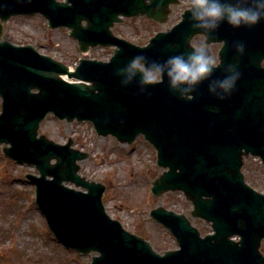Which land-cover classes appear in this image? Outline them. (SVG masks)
<instances>
[{
    "label": "water",
    "instance_id": "1",
    "mask_svg": "<svg viewBox=\"0 0 264 264\" xmlns=\"http://www.w3.org/2000/svg\"><path fill=\"white\" fill-rule=\"evenodd\" d=\"M173 4L180 2L0 0V144L8 145L3 148L8 158L38 171L39 176L25 178L35 187V202L50 231L67 248L97 253L91 264H264L259 251L264 194L247 185L241 172L244 157L258 156L264 165V75L247 77L246 59L231 55L236 42H243L245 49L259 44L262 22L239 29L221 24L204 35L207 44L224 42L222 63L213 77L230 63L242 73L223 101L208 94L207 81L189 100L170 91L166 81L140 92L135 82L122 87L115 75L139 52L149 61H163L193 48L192 38L202 33L192 28L190 8L178 24L156 33L145 46L111 30L123 18L139 16L163 24ZM33 14H40L52 30L67 28L80 52L105 47L113 55L107 62L79 59L72 71L31 45L15 46L4 39L8 19ZM212 106L218 111L212 112ZM50 114L67 123L90 122L98 136H112L121 144L143 136L164 170L152 183V194L182 192L192 203L190 215L210 224L214 234L202 238L184 215L158 207L150 216L172 233L179 250L156 253L109 217L102 201L104 185L78 174V162L88 155L73 149L71 138L58 144L38 134ZM233 236L239 240H230Z\"/></svg>",
    "mask_w": 264,
    "mask_h": 264
},
{
    "label": "rangeland",
    "instance_id": "2",
    "mask_svg": "<svg viewBox=\"0 0 264 264\" xmlns=\"http://www.w3.org/2000/svg\"><path fill=\"white\" fill-rule=\"evenodd\" d=\"M180 1V5L171 6L165 24L145 17L125 18L112 27V32L134 45L144 46L157 32L166 31L180 20L191 0ZM4 39L16 46L32 45L38 53L70 67L79 59L106 62L113 54L112 48L101 47L81 53L68 29L51 30L38 14L10 18L4 23ZM199 43L200 37L191 42L193 46ZM211 45L209 53L216 56L217 46ZM39 134L58 144L71 138L72 147L88 155L79 162V175L104 185L106 213L128 232L144 238L156 253L177 249L172 235L149 216L150 210L157 207L185 215L202 236L210 232L209 225L189 215L192 205L182 193L167 192L158 197L151 194V183L163 170L156 166L155 150L142 137L129 145L120 144L111 136H98L89 122L67 123L53 116L41 122ZM3 146L0 145V264H90L96 253L79 255L55 241L34 204V187L24 179L26 174L38 175L37 171L32 166L10 160L8 163L1 153ZM243 174L248 185L264 192V167L258 161L247 158ZM68 186L74 188L72 184Z\"/></svg>",
    "mask_w": 264,
    "mask_h": 264
},
{
    "label": "clouds",
    "instance_id": "3",
    "mask_svg": "<svg viewBox=\"0 0 264 264\" xmlns=\"http://www.w3.org/2000/svg\"><path fill=\"white\" fill-rule=\"evenodd\" d=\"M192 28L203 35L214 33L221 24L233 29L251 28L264 22V0H191L189 11ZM237 54H243L245 44L236 42ZM222 61L210 55L207 43L196 44L187 53H176L163 61L151 60L139 52L115 71L122 87L135 82L140 92L166 81L168 88L181 99H194L197 87L207 81L208 94L217 101L229 97L241 77L238 65L224 66L222 75L213 77ZM218 111L216 106L210 109Z\"/></svg>",
    "mask_w": 264,
    "mask_h": 264
},
{
    "label": "flooded vegetation",
    "instance_id": "4",
    "mask_svg": "<svg viewBox=\"0 0 264 264\" xmlns=\"http://www.w3.org/2000/svg\"><path fill=\"white\" fill-rule=\"evenodd\" d=\"M261 28L264 29V22H262ZM195 37L202 38V43H204V37L203 36L198 35ZM211 44H210L211 46H217L215 57L218 60H220L219 51H220L222 45L224 44V42H221V43L213 42ZM210 55H212V51H210ZM231 55H233L236 58L246 59V61L244 63H245L246 69H247V70H245L247 73L246 74L247 77L250 76L253 78H257L258 76L261 77L264 75V35H263V39L259 42V44L256 47H248L247 49H245L243 54H237L236 51H234V52H231ZM261 251L264 255V245H262Z\"/></svg>",
    "mask_w": 264,
    "mask_h": 264
}]
</instances>
